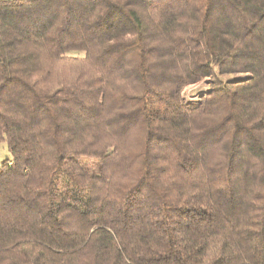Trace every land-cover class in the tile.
Instances as JSON below:
<instances>
[{
  "label": "trees",
  "instance_id": "obj_1",
  "mask_svg": "<svg viewBox=\"0 0 264 264\" xmlns=\"http://www.w3.org/2000/svg\"><path fill=\"white\" fill-rule=\"evenodd\" d=\"M0 143V264H264V0H0Z\"/></svg>",
  "mask_w": 264,
  "mask_h": 264
},
{
  "label": "rangeland",
  "instance_id": "obj_2",
  "mask_svg": "<svg viewBox=\"0 0 264 264\" xmlns=\"http://www.w3.org/2000/svg\"><path fill=\"white\" fill-rule=\"evenodd\" d=\"M68 54L82 56V54L79 52H70ZM238 76H241V75L229 76L227 78H233V77H238ZM208 82L209 80H202L198 83L186 86L182 91L183 96L188 100H194L198 98L199 93L201 91H204L208 87ZM5 157H9V153L6 149L5 144L0 143V161Z\"/></svg>",
  "mask_w": 264,
  "mask_h": 264
}]
</instances>
